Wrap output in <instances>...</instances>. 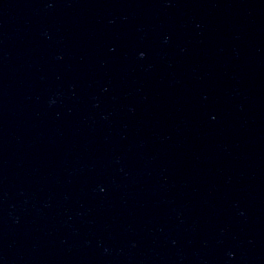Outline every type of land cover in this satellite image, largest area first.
I'll list each match as a JSON object with an SVG mask.
<instances>
[{"label": "water", "instance_id": "95a60500", "mask_svg": "<svg viewBox=\"0 0 264 264\" xmlns=\"http://www.w3.org/2000/svg\"><path fill=\"white\" fill-rule=\"evenodd\" d=\"M0 264H264V0H0Z\"/></svg>", "mask_w": 264, "mask_h": 264}]
</instances>
